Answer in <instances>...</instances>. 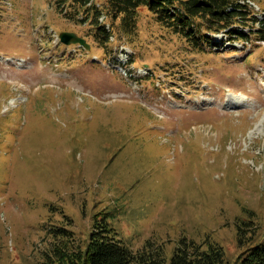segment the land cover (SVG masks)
<instances>
[{"label": "rangeland", "instance_id": "1", "mask_svg": "<svg viewBox=\"0 0 264 264\" xmlns=\"http://www.w3.org/2000/svg\"><path fill=\"white\" fill-rule=\"evenodd\" d=\"M70 2L0 0V264L84 252L105 213L133 251L210 239L234 264L264 239V42L194 50L141 8L104 46Z\"/></svg>", "mask_w": 264, "mask_h": 264}, {"label": "trees", "instance_id": "2", "mask_svg": "<svg viewBox=\"0 0 264 264\" xmlns=\"http://www.w3.org/2000/svg\"><path fill=\"white\" fill-rule=\"evenodd\" d=\"M87 0H73L71 5L83 12L94 30V38L104 46L110 42L111 32L97 22L99 10L86 6ZM68 0H56L64 7ZM249 0H104L103 7L113 22L119 19V27L129 36L137 27L138 11L145 8L150 17L166 31L187 43L188 47L205 50L217 47L214 36L219 35L231 41L243 42L255 36L264 42V17L258 18ZM260 26H256V24ZM105 213L95 220L84 252L69 254L65 244L55 246L46 254L43 264H228L223 245L207 239L196 242L181 238L173 254L167 259L165 249L133 251L109 222ZM250 223L239 222L236 227L240 246L248 235L255 233L256 226L248 229ZM57 238L69 235L67 228L57 229ZM249 240L253 239L248 236ZM243 256L234 264H264V239L248 246ZM241 254V255H242ZM240 257V258H239Z\"/></svg>", "mask_w": 264, "mask_h": 264}, {"label": "built area", "instance_id": "3", "mask_svg": "<svg viewBox=\"0 0 264 264\" xmlns=\"http://www.w3.org/2000/svg\"><path fill=\"white\" fill-rule=\"evenodd\" d=\"M68 1H73V0H68ZM70 4H71V2H70ZM70 4H69V7H71L73 10H75V7H74L73 5L70 6ZM65 6H66V5H65ZM65 6H64V7H65ZM86 6H88V7L93 6L94 8H96V9L99 10V13H98V15H97V22L100 23V24H102V25H104L105 28H106V30L112 33L111 24H110L109 21H108V17H109V16H108L106 10L103 9V7H102L100 4L98 5V4L95 2V0H87V1H86ZM64 7L61 6V8H64ZM78 15H79V14H78ZM83 16H84V14H83ZM85 18H87V17H86V16L82 17V22L84 21ZM86 21H87V19H86L84 22H86ZM54 37H55V38H58V37L55 36V35L52 36V39H53L54 43H58L59 38H58V40H55ZM113 38H114V37H113L112 34H111V36H110V41H112ZM13 105H15V100H10V101L7 102V104H6V106H5V109H8V108H7L8 106L11 107V106H13Z\"/></svg>", "mask_w": 264, "mask_h": 264}, {"label": "water", "instance_id": "4", "mask_svg": "<svg viewBox=\"0 0 264 264\" xmlns=\"http://www.w3.org/2000/svg\"><path fill=\"white\" fill-rule=\"evenodd\" d=\"M61 43L65 46L78 45L84 49H89V44L84 38L79 37L76 33L62 32L59 36Z\"/></svg>", "mask_w": 264, "mask_h": 264}, {"label": "clouds", "instance_id": "5", "mask_svg": "<svg viewBox=\"0 0 264 264\" xmlns=\"http://www.w3.org/2000/svg\"><path fill=\"white\" fill-rule=\"evenodd\" d=\"M18 95L19 96H21V97H26V95H23L22 93H18ZM16 96L15 95H12V96H10L8 99H6L5 101H4V103H3V111H8V109H5V106H6V104H7V102L8 101H10V100H16ZM15 104H16V102H15ZM15 109H13V110H11V111H14ZM10 111V110H9ZM10 111V112H11Z\"/></svg>", "mask_w": 264, "mask_h": 264}, {"label": "bare ground", "instance_id": "6", "mask_svg": "<svg viewBox=\"0 0 264 264\" xmlns=\"http://www.w3.org/2000/svg\"><path fill=\"white\" fill-rule=\"evenodd\" d=\"M238 104H240V102Z\"/></svg>", "mask_w": 264, "mask_h": 264}]
</instances>
